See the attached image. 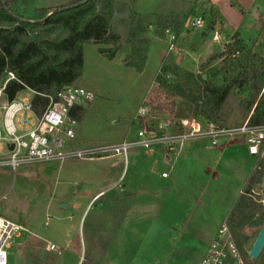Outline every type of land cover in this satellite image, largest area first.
Instances as JSON below:
<instances>
[{
	"label": "rangeland",
	"instance_id": "rangeland-1",
	"mask_svg": "<svg viewBox=\"0 0 264 264\" xmlns=\"http://www.w3.org/2000/svg\"><path fill=\"white\" fill-rule=\"evenodd\" d=\"M74 1L77 0H16L11 9L16 19L6 22L7 14L0 10V28L11 29L17 33L20 26H25L24 20L32 18L31 22L35 21L38 8L55 10ZM96 8L99 11L113 9L109 30L119 34L120 38L103 43L89 42L84 47L81 77L73 86L92 90L95 99L84 104L82 110L76 112V134L69 143L74 149L112 143L125 137H136L138 122L134 116L155 80L157 71H160L158 78L171 84L174 89L182 88L187 96L197 97L203 95L206 84L220 86L226 78L231 80L240 76L252 61L248 52L264 57V46L260 44L264 31V0H102ZM149 10L154 12L146 13ZM217 10L227 22L229 31L239 26L247 39L261 26L256 37L259 44L247 45L246 49L239 50V54L235 51L231 54L228 50L233 37L227 36L224 41L217 43L220 46L213 55L211 53L200 57L199 54L216 44L212 41V32L203 36L200 28L197 31L192 29L186 41L185 30L189 28L185 22L188 18L203 16L205 25L209 28L215 24ZM133 11L143 16L146 30L143 35L150 38V43L144 45L147 48L146 60L141 71L127 65V58L133 49L132 43L128 42L129 18ZM166 18L175 22L184 21L182 32L176 36L175 47L177 51L181 47L192 52V57H188L190 64L185 63L187 67L173 63L174 61H170L168 55H165L158 70L162 55L167 51L166 47L158 43L159 39L165 40V44L169 46L167 42L171 31H164V35L157 32ZM26 28L29 35L35 33L36 37L43 36L37 27ZM100 48H104L106 53H101ZM112 50L115 56L109 58L107 53ZM180 52L178 55L176 53L179 58L183 57V51ZM193 57L197 60L192 59ZM255 66L263 70L260 63ZM8 77L9 74L0 78V88ZM31 94L34 93L25 89L21 95ZM251 95L249 85L233 86L214 119L229 126L241 124L252 112L253 107L250 110L249 106ZM3 100L5 97H0V103ZM1 115L2 110L0 119ZM227 142L225 144H234ZM231 148L233 147L221 148L225 150L223 152L226 156L222 160L220 157L218 163L221 179H212L210 182L189 179L181 180L177 185L172 184L169 203L161 210L159 216L156 212L153 214L151 208L148 211L145 208L142 213L138 211L135 213V221L138 222L125 230L111 246L109 238L112 237L115 223L119 221L124 206L118 204L113 208L114 204L109 199L116 190L110 191L108 188L116 179L111 177L123 172L124 163L121 158H69L63 162L26 164L16 170L8 166L0 167V215L22 223L38 234L29 233L17 223L22 229L15 245L8 252V264H56L58 252L47 251V241L55 242L61 249L66 237L70 238L69 249L81 253L80 264H92L94 259H101L104 254L109 264H197L204 256L207 241L210 242L218 225L224 220L231 224V213L236 211L242 196H249L257 203L255 216L261 220L255 223L249 219L239 226H233L235 231L247 235V240L241 242V247L245 251L248 264H264V246L258 257L252 258L248 254L264 224V204L257 201L264 196V187L261 181L250 184L255 164L253 159L241 150L245 158L236 159L238 163L246 164L248 174L239 191L233 176L237 174L236 170L240 165L234 160L235 153H232L234 149ZM7 150L6 142L0 140V156L6 155ZM151 163L152 159L148 158L144 151L132 150L127 164L128 171L126 170L127 173L118 181L117 189H125V185L134 183L133 189L137 188L139 176ZM163 169H168V165L158 164L155 166V172L152 170L154 173L151 174L155 180L153 187L156 189L165 188L171 181V177L161 178ZM206 184L207 193L203 195ZM146 185L148 186V183ZM248 187L251 188L249 193L252 196L245 194ZM106 189L107 191L98 195L85 211L91 197ZM69 192L74 195L69 196ZM196 200L203 204L201 207L197 206L198 219L205 216L208 219L207 241L202 234L198 241L192 243L188 235H182L180 232L185 222L190 220ZM60 202L68 203L70 208H59ZM47 213H50V218L48 225H45L49 216ZM237 215L240 216L238 213ZM166 223L174 224V230H170ZM16 246L19 252H16Z\"/></svg>",
	"mask_w": 264,
	"mask_h": 264
},
{
	"label": "built area",
	"instance_id": "built-area-1",
	"mask_svg": "<svg viewBox=\"0 0 264 264\" xmlns=\"http://www.w3.org/2000/svg\"><path fill=\"white\" fill-rule=\"evenodd\" d=\"M185 25L189 30L202 28L205 18H188ZM169 37L168 49L173 50L176 35L169 32ZM212 39L216 42L225 40L218 30L212 31ZM235 52L239 54V50ZM8 74L6 82L15 78L12 72ZM158 74L160 71L134 116L138 122L136 137L78 149L69 144L75 137L78 124L72 112L95 99L92 90L82 86H65L49 96L47 106L41 114H37L32 97L7 100L5 82L0 88V97H5L0 103V140L6 142L8 150L6 155L0 156V167L8 166L16 170L26 164L63 162L69 158L93 160L111 157L121 158L126 167L132 150L148 152L161 149L167 160L176 161L194 142L219 147L228 141L246 147L248 155L254 159L255 171H261L264 187V121L253 122L249 116L241 124L229 126L214 118L199 116L195 104L163 85ZM10 145L13 147L10 148ZM162 175L168 174L164 172ZM257 201L264 204V196ZM48 221L49 216L46 224ZM21 229L18 224L0 215V264H8V252L15 245ZM48 247L50 250L57 249L54 243H49ZM200 264H248L241 239L228 221L224 220L218 226Z\"/></svg>",
	"mask_w": 264,
	"mask_h": 264
},
{
	"label": "trees",
	"instance_id": "trees-1",
	"mask_svg": "<svg viewBox=\"0 0 264 264\" xmlns=\"http://www.w3.org/2000/svg\"><path fill=\"white\" fill-rule=\"evenodd\" d=\"M15 1L0 0V10L7 14L6 22L16 19L11 12ZM100 1L102 0H77L55 10L38 8L35 21L31 22L32 18L24 20L25 26H20L17 33L11 29L0 28V78L9 72L15 75V78L5 81L4 94L7 100L12 101L21 91L31 89L34 91L32 97L34 110L37 114H41L49 102V96L80 79L84 47L87 43H103L110 39L117 41L120 38L119 34L109 30L113 9L97 10L96 6ZM51 11L53 13L45 18ZM129 20L128 42L132 43L133 49L127 58V65L141 71L146 60L147 48L144 45L150 43V38L143 35L146 30L141 14L133 11ZM183 23L184 21L175 22L166 18L157 32L164 35V31L169 30L176 36L180 35ZM26 25L39 28L43 36L31 40ZM233 38L229 53L246 49L247 46L239 39L237 33ZM100 52L106 53V50L100 48ZM107 56L113 58L114 50L107 53ZM248 57H251L252 61L247 64L240 76L231 80L226 78L220 86L206 84L202 96H187L182 88L176 90L171 84L165 83L160 78L159 80L166 87L193 102L197 114L206 118L216 117L233 86L249 85L252 90V99L249 100L250 110L253 107L250 120L262 122L264 121V57L251 52H248ZM256 63L261 64L262 71L255 66ZM77 110H82V106ZM76 112L73 111L72 115L76 116ZM260 178L261 171L256 170L250 179V184L260 182ZM250 189L247 188L246 195ZM257 206L249 196H242L236 211L231 213V225L239 226L249 219L255 223L260 222L261 219L255 216Z\"/></svg>",
	"mask_w": 264,
	"mask_h": 264
},
{
	"label": "crops",
	"instance_id": "crops-1",
	"mask_svg": "<svg viewBox=\"0 0 264 264\" xmlns=\"http://www.w3.org/2000/svg\"><path fill=\"white\" fill-rule=\"evenodd\" d=\"M213 5H215V4L213 3ZM240 5H241V3H240ZM152 12H154V10H149L146 13H152ZM220 15L221 14H219V11H218V13L216 15L217 18L215 20V24H212L209 28H208L207 24L204 27L200 28L201 29V35L204 36L207 34V32H212L214 30H218L221 33L222 38H226L227 36L232 38L234 36V34L237 33L239 35V39L242 40L246 46L247 45L252 46V44H254V45L259 44V42H257V40H256V37L259 33L261 26L260 27L258 26L254 31V35L247 39L246 35L241 31V27H239V26H235L234 29L229 31V29L227 28L228 27L227 22ZM259 20H261V19H259ZM197 30L198 29H196L195 31H197ZM191 33H192V30H189V29L185 30L186 41H187V38L189 37V35ZM233 40H234V38H233ZM212 41H214V40L212 39ZM214 42L216 43L215 45L209 47V49L206 52L204 51L202 54H199V56L200 57H206L208 55H211V53L213 55L214 51L216 52L217 47L220 46V44H217L220 42H216V41H214ZM158 43L167 48V51H165V53L162 55L158 70L160 69V67L163 64V59H164L165 55H168L167 58L170 59V61H174L173 63H177L178 65H182L183 67H187L186 65L190 64L188 59L190 57H192L191 56L192 52H190L189 49H185V48L182 49L180 47L179 51H177L178 49H177V47H175V49L169 50L168 46L165 44V40H163V39H159ZM168 43H169V40H168L167 44ZM260 44L264 46V44L262 43V40H260ZM180 51H183V57H181V58H179V56L177 57V55L179 53H181ZM176 53H177V55H176ZM181 59H183V61ZM192 59L197 60L196 57H193ZM147 60H148V57H147ZM185 63H187V64H185ZM157 73H158V71H157ZM27 90L32 91L31 89H27ZM22 92H20L17 95V97H19V96L23 97V95H21ZM33 95L34 94H31L29 97H33ZM73 111L76 112L77 109H75ZM115 142H118V141H115ZM226 142L227 141H225L219 147H210L203 142H194L192 144H189L186 147L183 155L176 161L167 160L166 157L163 155V152L161 149H156V150L148 151V152L144 151L145 154L147 155V157L152 159V163H151V165L146 167L147 169L142 171L141 175L139 176V179H140L139 184L136 183V185L138 187L135 189H133V187L135 186V183H134V185L133 184L125 185V189L124 188H122L121 190L117 189L118 181L128 171L127 166L126 167L124 166L123 172L120 175H118V173H116L115 176H112L111 178L113 180L115 178L116 179L111 183L108 190H110V191L116 190V192L109 199V201L112 204H114L113 208H115L116 205H118V204H123L124 209L120 215L119 221H117V222L115 221L116 227H115V229L111 235L112 236L111 239L109 238V240H110L109 245L111 246L113 244V242H115L120 237V235L124 233L125 230L129 229V227L131 228L134 223L138 222V220L135 221V213H137L138 211L142 213V211H144L145 208H146V211H148L149 208H151L153 214L156 212L157 216H159L161 210L163 208H166L168 203H169L168 198H170V196H171L170 192L173 189L172 184L177 185V183L179 181L189 180V179L190 180L191 179L203 180V181L205 180L206 182H210L212 179H216V180L221 179L222 175L220 174V171L218 169V167H219L218 163L220 161L219 160L220 157H221V160L224 159V157H226L224 155V152H223L225 150H222V149L229 147V146L233 147L231 149L232 150L234 149V151H232V153L233 154L235 153L234 154V156H235L234 160L236 162H237V159L239 157L245 158L243 156V153H241V150L242 151L244 150L247 153L246 147L243 144L234 143V144L229 145V144H225ZM250 158L253 159L251 156H250ZM253 161H254V159H253ZM116 164H117V162H115L114 165H116ZM158 164L168 165V169L162 170V172L160 174L161 178L162 179H168L171 177V181L163 189H156L153 187V183L155 180L152 177V174L155 172V166H157ZM237 165H240V166L237 167V170H236L237 174L233 176V179H234L233 181L235 182V185L239 186V191H240V189L242 187V182L248 174V170L246 169V164H244V163L240 164L237 162ZM239 169H242V170L240 171ZM165 171L168 172L167 176L162 175ZM139 172H141V171H139ZM146 183H148V186L146 185ZM150 186H152V187H150ZM129 187L132 189H128ZM207 187H208V185L206 184V186L204 188V192L202 193L203 195H206ZM106 191H107V189L106 190H100L99 192L94 194L91 197V199L89 200V203H88L85 211L87 210L89 205L92 203V201L98 195H100ZM73 195H74L73 192H69V196H73ZM64 205H65V207H64ZM201 205H203V204H200L199 200L194 201V206H195L194 209L195 210H193L191 212L192 214L190 215V220L188 222H185V224L182 226L183 230L180 232L182 235H188V239L191 240L192 243L198 241V239H200L202 234H204V237L206 238V241H207V228H208L207 216L202 217V219H201V217H199V219H198V217H197L198 212H196V210L199 209V208H197V206L201 207ZM59 208L69 209L70 205L68 203L60 202ZM192 209H193V207H192ZM49 214L47 213V215H49ZM1 216L4 217L3 215H1ZM4 218L7 220H10L16 224L17 223L20 224L22 227L27 229L29 231V233L36 234L31 229H29L26 225L19 223L17 221H14L8 217H4ZM46 218H47V216H46ZM49 218H50V215H49ZM110 222H111V220H110ZM48 223H49V221H48ZM166 224L170 230H172V229L174 230V228H175L174 224H172V223H166ZM45 225H48V224H46V221H45ZM188 230H190L189 231L190 233L188 232ZM216 231H217V229H216ZM216 231L213 233L211 239L214 237ZM36 235H38V234H36ZM211 239H210V241H211ZM63 240H64L63 241V247L61 249L58 248V245L55 242L47 241L48 243H54L57 247L56 250H50L49 247H47V251H57L58 252V255L56 256V264H80L82 262L81 253H79L78 251L76 252L75 250L69 249V246H68L70 244V238L69 237H66ZM209 243L210 242L207 241L206 250H207ZM17 247L18 246H16V248H15L16 252H19V249ZM201 258L198 260L197 264H200ZM93 262L94 263H92V264H109L107 262V260L105 259V254L101 257V259L100 258L94 259ZM184 262H185V260H184Z\"/></svg>",
	"mask_w": 264,
	"mask_h": 264
},
{
	"label": "water",
	"instance_id": "water-1",
	"mask_svg": "<svg viewBox=\"0 0 264 264\" xmlns=\"http://www.w3.org/2000/svg\"><path fill=\"white\" fill-rule=\"evenodd\" d=\"M53 12L49 13L45 18L49 17ZM36 34H32L31 35V40H35L36 39ZM261 40H262V43L264 44V31H263V34H262V37H261ZM252 113V112H251ZM251 115V114H250ZM13 146L10 145V148H12ZM65 207V205H64ZM240 239H241V242H245L247 240V235H243L242 233H239L238 234ZM264 246V224L261 226L248 254L250 257L252 258H256L258 257L259 253L261 252L262 248Z\"/></svg>",
	"mask_w": 264,
	"mask_h": 264
}]
</instances>
